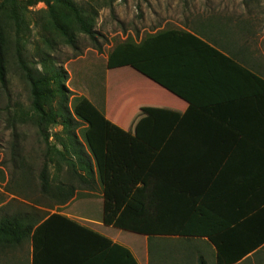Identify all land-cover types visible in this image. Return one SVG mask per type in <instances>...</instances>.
I'll return each mask as SVG.
<instances>
[{"label":"trees","instance_id":"obj_1","mask_svg":"<svg viewBox=\"0 0 264 264\" xmlns=\"http://www.w3.org/2000/svg\"><path fill=\"white\" fill-rule=\"evenodd\" d=\"M37 1L48 7L69 45L73 39L61 7L93 38L91 25L68 0ZM23 10L17 0L0 1V83L5 84L11 50L30 86L34 122L41 133L45 130L44 141L47 125L57 119L66 137L62 150H53L59 160L54 174L47 163L37 174L39 195L60 207L80 192L91 195L99 189L105 227L148 240L204 239L214 249L215 264H242L264 256V77L248 66L245 56L226 55L182 30L112 48L108 70L131 68L188 104L173 133L154 151L145 136L134 137L111 123L83 96L74 97L68 110L67 72L50 64L41 73L24 59ZM215 23L223 30L225 25ZM169 70H176L180 80L173 83ZM50 84L60 97L59 107L45 112L41 102L52 96ZM242 98L261 104L260 116L245 125L236 114L223 115L238 108ZM214 114L215 121L209 119ZM81 127L83 143L75 134ZM40 208L35 203L7 213L0 207L1 249L28 245L30 264H138L127 247ZM199 264L206 263L202 259Z\"/></svg>","mask_w":264,"mask_h":264},{"label":"rangeland","instance_id":"obj_2","mask_svg":"<svg viewBox=\"0 0 264 264\" xmlns=\"http://www.w3.org/2000/svg\"><path fill=\"white\" fill-rule=\"evenodd\" d=\"M17 1L21 8H26L22 11L24 59L41 73H45L44 66L50 64L67 72L64 84L70 92L65 104L68 110L72 108L74 97L83 96L93 103L102 98L108 74L106 59L115 45L124 41L139 42L157 27H185L195 20L212 18L225 25L224 30L231 32L230 40L235 38L231 43L245 50L248 66L264 77V0H68L93 31V38H89L71 19V12L61 7L59 12L66 15L72 45L60 33L58 24L50 19L44 3ZM6 59V81L4 85L0 83V207L5 206V212L12 213L36 203L45 214L58 212L115 239L132 251L138 264H199L202 259L206 264H215L213 248L202 239L154 237L148 240L112 227H100L99 189L91 195L80 192L60 207L42 198L37 174L43 163H47L50 175L54 174L59 160L53 150H62L65 133L57 119L47 125L48 140L44 141L45 130L41 133L34 122L30 86L11 50ZM50 87L52 96L41 102L45 112L59 107L60 97L55 86L50 84ZM114 109L119 117L116 107ZM121 117L126 126L143 134L149 132L135 114ZM82 128L75 132L81 143ZM61 166L65 168L63 161ZM64 176L62 170L59 178L62 180ZM0 264H30L29 246L14 250L0 248ZM242 264H264V256H254Z\"/></svg>","mask_w":264,"mask_h":264},{"label":"crops","instance_id":"obj_3","mask_svg":"<svg viewBox=\"0 0 264 264\" xmlns=\"http://www.w3.org/2000/svg\"><path fill=\"white\" fill-rule=\"evenodd\" d=\"M186 26L168 29H160L157 27L154 31H149L146 36L154 35L166 30H182L192 34L209 46L217 48L226 55L238 52L239 56H246V52L242 46L237 47L235 44L231 43V41L235 39L230 40L231 32L229 31L227 33V31L224 30L225 26H223V30H221V26L215 23L214 19L207 18L204 20H195ZM146 36H144V38ZM142 39H140L139 42ZM134 42L139 43L137 41ZM169 49L172 48L170 47ZM161 69L159 68V71H161ZM107 71V78L103 83L104 86L102 88L103 96L102 98H98L99 101L97 100L96 103L91 101L93 105L111 123L119 126L134 137L144 135L145 138H147L144 141L149 147L154 151L160 150L167 138L173 133L180 118L184 115L188 108V104L131 68L125 67L114 70L107 69ZM168 78H170L173 83H176V80H180L176 70H174L173 73L169 70ZM260 105L261 104L255 99L248 100L242 98L237 104L238 108H234V111L236 112L231 110L230 113L223 115L225 117H235L236 114L239 122H242L245 125L249 119H257L260 116V114H258V110L261 109ZM114 107H116L117 113L120 114L119 117L115 115ZM126 114H135L136 119L141 120L142 125L145 126L146 129L149 128V132L141 134L138 130L130 128L122 123L123 118L121 116ZM209 119L215 121L218 117L214 114L210 115ZM242 131L245 134V127ZM148 137L150 140H148ZM87 221L92 222L91 220ZM98 225L102 227L103 224L101 222ZM83 226L108 238L113 243L119 244L115 239L108 237L91 226Z\"/></svg>","mask_w":264,"mask_h":264}]
</instances>
